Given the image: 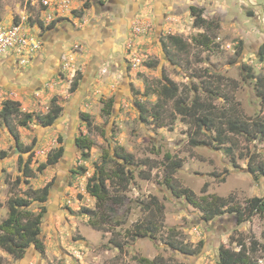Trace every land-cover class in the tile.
Returning <instances> with one entry per match:
<instances>
[{"label":"rangeland","instance_id":"rangeland-1","mask_svg":"<svg viewBox=\"0 0 264 264\" xmlns=\"http://www.w3.org/2000/svg\"><path fill=\"white\" fill-rule=\"evenodd\" d=\"M84 1L88 6H83ZM190 5L202 7L205 18L219 22L210 46L194 41L204 29L193 24ZM71 6L76 13L67 11L53 17L55 27L50 30L68 26L73 37L61 39L63 46L54 48V57L43 45L39 52L44 53L35 67L31 69L34 59L22 65L21 79L8 89L2 84L7 77L6 64L0 62V107L4 98H12L20 102L23 111L35 115L45 113L51 96H56L63 108L50 126L41 125L36 117L27 126H16L18 139L0 126V150L6 152L0 159V221L8 214L9 198L50 184L41 223L44 250L29 248L24 256L15 258L0 248L2 264H136L137 257L156 256L162 264H216L220 244L237 248L232 238L264 244V213H255L241 223L229 212L208 221L159 178L164 172L161 162L170 153L172 158L182 159L174 174L181 186L198 196L229 197L243 207L252 196L264 198V175L255 177L247 164L253 152L256 163L264 164V141L228 133L221 147L191 145L194 128L187 117L176 112L173 100L167 101L159 125L151 117L143 120L135 103L140 101L149 109L157 101L158 87L166 75L177 84L178 97L188 102L197 95L207 108L226 115L238 114L247 120L264 117V57L258 52L264 42V0H71ZM44 13L37 6L25 5L24 0H0V20L6 24L23 20L39 35L50 31L35 23ZM169 34L186 40L187 51L171 48L166 53L163 45ZM95 57L102 61L96 64L99 70L94 78L89 68ZM78 72L83 77L71 91ZM110 98L107 114L103 106ZM81 113L88 114L90 126ZM79 136L92 144L85 149L87 158L76 145ZM58 137L64 146L62 157L37 170L47 153L58 147ZM28 145L33 147L24 151ZM116 146L137 159L152 158L159 165L152 169L150 179L141 178L139 169L131 167L130 184L122 191L111 174L115 166L110 161L106 168L110 194L101 206L87 191L86 183L102 163L103 153L112 154ZM226 146L232 148L231 153ZM20 157L31 160L34 176L29 183L16 182L22 174ZM81 167L82 174L72 172ZM115 196L121 201L115 202ZM151 196L163 205V223L155 239L134 232L135 224L145 217L144 203ZM32 210L39 211L35 206ZM90 218L99 227L92 226ZM170 235L198 251L185 254L172 249L166 243ZM115 240L122 244L121 249ZM256 257L262 263L264 250L258 249Z\"/></svg>","mask_w":264,"mask_h":264},{"label":"trees","instance_id":"trees-1","mask_svg":"<svg viewBox=\"0 0 264 264\" xmlns=\"http://www.w3.org/2000/svg\"><path fill=\"white\" fill-rule=\"evenodd\" d=\"M83 6H88V3L83 2ZM189 10L193 16V24L204 31L200 32L194 41L202 46H210L213 43V38L216 37V30L219 29V22L216 19L205 18L202 7L190 5ZM76 13V10H71ZM81 11V9H80ZM55 19L51 20L46 26L40 18H36V25L43 29L53 27L55 25ZM33 25V24H31ZM171 48L186 52L188 49L187 41L177 34H169L166 36L163 49L168 53ZM259 55L264 57V42L259 47ZM169 57V56H168ZM171 60L172 58L169 57ZM173 61V59L171 60ZM247 69H250L248 66ZM83 77L81 72L74 77L71 82L70 89L73 91L78 82ZM253 78V75L250 74ZM163 80L160 82V89L158 87L157 101L148 109L146 105L140 101H136V106L139 108L140 117L143 120L151 117L158 125L162 124L161 112L165 109L167 101H174V108L177 113L182 117H187V120L193 132L190 135L189 142L191 145H212L214 147H221L228 140V133L243 135L247 139H253L259 137L264 141V117H257L251 120L243 119L238 114L226 115L224 112H219L217 109L207 108L205 104L200 102L198 96L195 95L189 102L185 98L178 97L177 84L169 79L166 75H163ZM261 80V79H260ZM258 80V81H260ZM160 95V96H159ZM264 101V94H262ZM111 98L105 102L103 111L110 114ZM62 106L57 102L56 96H51L48 110L45 113H36L23 111L20 108V102L12 98H4L1 101L0 107V126L4 125L7 129L13 133L15 138L18 139V132L16 126H27L30 122L34 121L36 117L37 121L43 126H50L57 120L62 112ZM81 117L86 121L88 126L91 125L87 113H81ZM202 135V138H201ZM59 145L57 148L50 150L47 153L45 162H41L37 166V170L41 171L46 165L54 164L62 157L64 146L62 144V137H58ZM76 145L82 150L83 158H87V152L85 149H90L92 144L86 137H77ZM20 148V144H18ZM33 146H25L24 151L30 150ZM228 153H231L232 148L226 146L224 148ZM6 155L4 150H0V159ZM255 152L248 155V169L256 177L257 174L264 175V164L257 162ZM20 168L22 174L16 179L17 183L25 182L29 183V180L34 176L33 169L30 167V158L25 161L23 157H20ZM110 161L114 162V168L111 170V174L116 178L117 186L122 190H127L130 184V178L132 176V168L139 169L138 175L143 179H150L152 169L157 167L159 163L149 157L135 158V156L126 152L122 147H115L113 153L106 151L102 155V163L97 165L93 174L88 177L86 183V189L91 196L99 201L101 206H104L105 201L110 194V181L109 173L106 172V168ZM162 163L163 174L159 177L162 183L173 194L178 197H182L188 204L198 208L202 217L205 220H212L216 216L223 214L224 212L231 213L237 223L249 220L255 213H264V198L259 196H252L244 204L243 207L233 204L232 199L229 197H223L214 194H202L198 196L191 188L181 186L178 179L174 176L176 171L182 165L181 158H172L170 153L165 155V161ZM72 172L76 175H80L84 172L81 167L80 170L73 169ZM155 175V174H154ZM213 175H216L213 173ZM223 176L221 179H224ZM112 183V182H111ZM206 183L203 186V192L206 190ZM50 184L47 183L41 188H29L27 194L24 196L11 197L7 200L8 214L0 221V248L7 253H10L15 258H20L25 255L29 248L37 249L39 251L44 250V245L41 239L42 231V219L43 213L46 210V201L48 200ZM115 202H120L121 199L114 197ZM34 203V205H32ZM39 209L38 212H34L32 207ZM90 214H96L94 210L84 208ZM144 209L146 211L145 217L135 224L134 232L138 236H147L151 239H155L159 232L163 220V205L159 202L158 198L151 196L148 201L144 203ZM90 223L94 227H99V224L92 218ZM235 241L237 248L220 244L218 246V255L216 264H264V258L262 263L258 262L256 252L258 249L264 250V244H260L254 239L250 240L247 244L242 238H232ZM166 243L175 250L185 254H192L196 249L191 248L186 243H182L181 240L173 238L170 235L166 238ZM115 246L122 248V244L115 240ZM160 257L156 256L153 259L146 257H137L136 264H162L159 261ZM0 264L2 260L0 257Z\"/></svg>","mask_w":264,"mask_h":264},{"label":"built area","instance_id":"built-area-1","mask_svg":"<svg viewBox=\"0 0 264 264\" xmlns=\"http://www.w3.org/2000/svg\"><path fill=\"white\" fill-rule=\"evenodd\" d=\"M25 5L42 9L43 24H48L53 17L63 16L71 11V0H24ZM53 10H56L55 12ZM59 12V13H58ZM32 26L23 20L9 24L0 20V58L12 54L20 65H27L43 47V41Z\"/></svg>","mask_w":264,"mask_h":264},{"label":"crops","instance_id":"crops-1","mask_svg":"<svg viewBox=\"0 0 264 264\" xmlns=\"http://www.w3.org/2000/svg\"><path fill=\"white\" fill-rule=\"evenodd\" d=\"M55 32H53L54 33L53 35L52 34L51 35H48V32L42 34L43 36L40 35V37L43 38V40H44V48L46 49L44 51L49 52V54L51 55V58L55 56V53H54V50L55 49L54 48H61L63 46V41L61 39L63 37L69 38L70 33H71V30H70V28L68 26L66 28L64 26H59L58 28H56ZM78 33H79V31H78ZM93 36H91V37H93ZM70 38L73 39V37H71V36H70ZM48 47H51V49H48ZM57 50H60V49H57ZM43 53L44 52H38L35 55V57L33 58L35 62L33 61V64L31 65V69H33V67H35V63L38 60H40V58H41V56H42ZM91 59H94V57L91 58ZM101 59L102 58L95 57V62H93L94 63L93 66H91L89 68L90 69V72H91V76L92 77L94 76V78H95L96 73L99 70V68H98L99 66H97L96 64L98 63L100 65V63H101L100 61H102ZM58 60H57V63H58ZM0 62L6 64V66H5V68H6L5 74H6L7 77H6L5 81L2 84H3V87L4 88H7L8 89V88H10L12 86L13 83H17V81H15V80H20L21 79V76H20L21 75V69H23L25 67H23L22 65H20L18 63L17 59L12 54H8V55L0 58ZM91 62H92V60L89 61V63H91ZM56 64L52 65V66H54V69L53 70L56 69V67H55ZM27 65H29V64H27ZM50 68H52V67H50ZM89 69H87V72L89 71ZM31 71H33V70H31ZM52 73H53V71H52ZM23 81L24 80L22 79V81H20V82H23Z\"/></svg>","mask_w":264,"mask_h":264},{"label":"flooded vegetation","instance_id":"flooded-vegetation-1","mask_svg":"<svg viewBox=\"0 0 264 264\" xmlns=\"http://www.w3.org/2000/svg\"><path fill=\"white\" fill-rule=\"evenodd\" d=\"M52 20H53V19H52ZM53 27H55V25H54ZM53 27H50V28H47V29H49V30H50V29H51V28H53ZM40 31H41V30H40ZM55 33H56V32H55ZM43 34H44V33H43ZM51 34H52V35L54 34V33H53V31H51V30H50V31H48V35H51ZM41 36H43V35L41 34ZM41 39H42V41H43V44H44V40H43V38H41ZM164 51H165V50H164ZM167 59L169 60V58H168V57H167Z\"/></svg>","mask_w":264,"mask_h":264},{"label":"clouds","instance_id":"clouds-1","mask_svg":"<svg viewBox=\"0 0 264 264\" xmlns=\"http://www.w3.org/2000/svg\"><path fill=\"white\" fill-rule=\"evenodd\" d=\"M40 36V35H39ZM44 45V44H43Z\"/></svg>","mask_w":264,"mask_h":264},{"label":"water","instance_id":"water-1","mask_svg":"<svg viewBox=\"0 0 264 264\" xmlns=\"http://www.w3.org/2000/svg\"><path fill=\"white\" fill-rule=\"evenodd\" d=\"M17 148V147H16ZM18 150V149H17Z\"/></svg>","mask_w":264,"mask_h":264}]
</instances>
